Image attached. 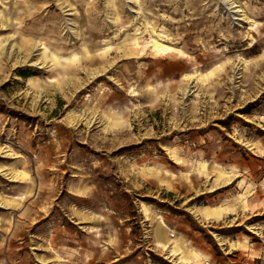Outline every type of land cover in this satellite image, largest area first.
I'll use <instances>...</instances> for the list:
<instances>
[{
  "label": "rangeland",
  "instance_id": "rangeland-1",
  "mask_svg": "<svg viewBox=\"0 0 264 264\" xmlns=\"http://www.w3.org/2000/svg\"><path fill=\"white\" fill-rule=\"evenodd\" d=\"M75 203L93 258L264 264V0H0V264L63 263Z\"/></svg>",
  "mask_w": 264,
  "mask_h": 264
},
{
  "label": "crops",
  "instance_id": "crops-1",
  "mask_svg": "<svg viewBox=\"0 0 264 264\" xmlns=\"http://www.w3.org/2000/svg\"><path fill=\"white\" fill-rule=\"evenodd\" d=\"M78 197H86V196L82 194H78ZM141 211L142 213H144L142 208H141ZM71 213H72L71 218L73 220V224H72L73 226V229H72L73 245L71 246V252H67L64 249L57 251V254H59L61 258L60 261L63 262L61 264H66V262L68 261V258H67L68 255H71L72 264H133V263H136L135 261H129L128 259L129 253H132V251H134L133 248L130 250L131 252L129 251L127 252L126 250H123L125 249V247H123V249H119L116 246H113L112 244H110V246H106L107 247L106 249H108V252L105 253L106 257L93 258L94 249L92 248L88 240H93L94 236L97 235V233L100 235V231L103 233H107V230L103 229L104 226L97 225L96 222L102 221L101 220L102 218H99V217H106V216L108 217V215L98 213L92 210L91 208H89V206L85 204H76V203L74 204V208ZM149 219H146V220L149 221ZM106 223H107L106 220L102 222V224H106ZM40 228H41L40 233H38L37 231H34L33 235L39 236V237L45 236L49 239L48 232L44 234L43 227H40ZM92 228H95V229L91 230ZM96 229L99 231H97ZM110 236L112 237V239L115 238L112 235V233H110ZM65 240L62 239V242H64ZM155 240L157 239L154 234L153 241ZM164 240L167 241V237ZM128 241L130 242L133 241V237L132 236L128 237ZM184 243L186 247L191 250V253H192L190 255L191 260H189L190 262L188 264H193V262H196V261L202 262L203 258L200 257V254L194 253L192 248L189 247V245L186 242ZM155 244L157 245V241L155 242ZM62 247L65 248L66 246H62ZM202 249L206 250L205 248H202ZM103 251H106V250H103ZM102 255H104V252H102Z\"/></svg>",
  "mask_w": 264,
  "mask_h": 264
},
{
  "label": "bare ground",
  "instance_id": "bare-ground-1",
  "mask_svg": "<svg viewBox=\"0 0 264 264\" xmlns=\"http://www.w3.org/2000/svg\"><path fill=\"white\" fill-rule=\"evenodd\" d=\"M150 45H152L155 50L164 53H166L168 50L173 49L170 44L160 41L157 38H153L152 43ZM187 76L189 78L194 77L193 75ZM157 235V245L164 249V251L166 250L168 252V256L172 257L180 264L188 262L189 258L187 257V252H189V248L186 247L184 241H182L181 238H176L173 244H168L166 243V241H164V239H166V234L163 230L158 229Z\"/></svg>",
  "mask_w": 264,
  "mask_h": 264
},
{
  "label": "built area",
  "instance_id": "built-area-1",
  "mask_svg": "<svg viewBox=\"0 0 264 264\" xmlns=\"http://www.w3.org/2000/svg\"><path fill=\"white\" fill-rule=\"evenodd\" d=\"M172 234V233H171ZM171 236H173V235H171Z\"/></svg>",
  "mask_w": 264,
  "mask_h": 264
}]
</instances>
